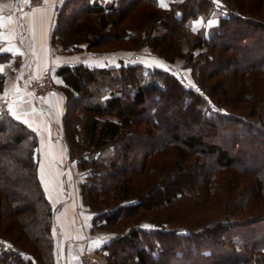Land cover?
<instances>
[{"label":"trees","instance_id":"16d2710c","mask_svg":"<svg viewBox=\"0 0 264 264\" xmlns=\"http://www.w3.org/2000/svg\"><path fill=\"white\" fill-rule=\"evenodd\" d=\"M216 1L64 0L57 11L52 44L129 50L143 30L172 67L146 77L141 64L56 69L63 139L86 173L79 193L91 226H118L97 249L105 264H264V0ZM216 9L218 23L183 51L177 31L205 26ZM184 61L190 85L177 68ZM37 146L0 103V264H55ZM143 218L159 223L145 229Z\"/></svg>","mask_w":264,"mask_h":264},{"label":"crops","instance_id":"0c3cea01","mask_svg":"<svg viewBox=\"0 0 264 264\" xmlns=\"http://www.w3.org/2000/svg\"><path fill=\"white\" fill-rule=\"evenodd\" d=\"M63 1L45 0L44 4L30 6L28 0H0V53L7 55V59L0 62L4 75L0 103L9 114L15 111L20 116L19 121H27L26 125L37 134L38 177L53 208L55 264H78L80 253L97 252L110 235L98 228V224V227L91 226L92 213L83 205L79 193L84 172L77 169L76 161L68 155L63 139L64 92L61 89L36 99L29 93L27 84L50 71L63 88L65 84L56 69L80 63L90 68L141 64L166 70L170 65L151 53L146 45L129 50L92 51L81 41L77 46L72 44L74 47L69 51L58 43L52 44L50 35L57 14L53 4L61 5ZM96 1L107 5L112 0ZM170 1L158 0V3L165 9ZM220 15L215 10L205 26L198 23L196 27V22L187 30L193 35L199 28L205 32L208 21H217Z\"/></svg>","mask_w":264,"mask_h":264},{"label":"rangeland","instance_id":"374dc122","mask_svg":"<svg viewBox=\"0 0 264 264\" xmlns=\"http://www.w3.org/2000/svg\"><path fill=\"white\" fill-rule=\"evenodd\" d=\"M216 4L218 5V6H220L221 5V3L217 0L216 1ZM216 10H218V9H216ZM215 11V10H214ZM219 11V10H218ZM195 26L196 27H198V23H196L195 24ZM194 28V27H193ZM155 31H158V32H161L162 30L160 29H157L156 28V30ZM201 33L203 34L204 33V29L203 28H199L198 29V31H195L194 32V34H196V35H193L191 32H189L188 30H187V28L186 27H182V28H180V30H178L177 31V38L179 39V41H180V48L181 49H183V51H186L187 49H189V46H191L192 44H194V42L198 39V38H200L199 36L201 35ZM139 35H140V39H141V41L137 44V47H139V46H143V45H146V42H145V39H143L144 38V32H143V30H141V32L139 33ZM76 42H78V41H76ZM70 43V44H68V46H66L67 47V49H69V51H70V47H74V45H72V44H76V46L78 45V44H80V43ZM82 42H85V41H82ZM126 45H128V43H125ZM76 46H75V48H76ZM147 46V45H146ZM65 48V47H64ZM131 49V48H130ZM76 50V49H75ZM78 51V50H77ZM197 51V48L195 49V52ZM186 59V56H185V58H179V59H177V60H179L178 62H181L182 60H185ZM177 64H180V63H177ZM182 64V65H181ZM180 65H177V68H178V66H179V68L180 69H182V67H183V69H185V71H184V73L186 74L185 75V78L186 79H188V78H190V80H183L184 82H185V85H190L191 84V78H192V76H191V72H190V67H188L187 65H186V62L184 61L183 63H181ZM180 66H182V67H180ZM144 67V70H142L141 72L143 73V76H147V74L150 72V70H152L153 68H161L162 69V67H156V66H152V67H145V66H143ZM174 67V70L176 69V67H175V65L173 66ZM169 69H171L170 67H169ZM183 69H182V71H183ZM209 85V84H208ZM62 89V91H63V88H61V87H59L58 88V91L59 90H61ZM49 94V93H48ZM46 95V94H45ZM44 96V95H43ZM212 108V107H211ZM213 109V108H212ZM220 110H223V109H221L220 108ZM106 117H113V118H116V116L115 115H103V116H101V118H106ZM180 127H181V129H180V131H179V135L180 136H182L184 133H186L185 132V129H184V127H183V125L181 126L180 125ZM209 139V138H208ZM205 140L207 141V139L205 138ZM85 151V150H84ZM99 154H100V159H104V160H108V159H110L112 156H113V150L110 152L108 149H104V150H102L101 152L99 151ZM192 156V155H191ZM162 157V155H160V157H158L157 158V160H159L160 161V158ZM86 173H85V171H84V175H85ZM80 181H83V179L82 180H80ZM159 222L158 221H150V219H148V218H143L141 221H140V223H139V225H141V227H143V228H145V229H153L154 228V224H158ZM145 226H148V227H145ZM158 226V225H157ZM95 227H98V226H95ZM98 228H102L104 231H105V233H108L109 235H112L113 234V232L116 230V229H118V226H116V225H113L112 227H110V229H105V228H103L102 226H99ZM156 228V227H155ZM113 231V232H112ZM81 254V253H80ZM79 254V255H80ZM93 255H95V256H97L98 258H100L101 259V261H102V264H105V262H106V258H105V254L102 252V253H98V252H93L92 253ZM80 257V256H79ZM78 257V258H79ZM78 264H79V259H78Z\"/></svg>","mask_w":264,"mask_h":264},{"label":"built area","instance_id":"2783aa9c","mask_svg":"<svg viewBox=\"0 0 264 264\" xmlns=\"http://www.w3.org/2000/svg\"><path fill=\"white\" fill-rule=\"evenodd\" d=\"M44 3L45 0H28V4L30 6H36ZM53 8L54 11L57 12L60 8V4L55 2L53 4ZM27 85L29 93L36 99L45 94L58 91L59 87V84L55 80L53 72L51 73L50 71L45 72L38 78L31 79ZM79 264H102V261L100 258L86 250L80 254Z\"/></svg>","mask_w":264,"mask_h":264},{"label":"snow or ice","instance_id":"6c2138e0","mask_svg":"<svg viewBox=\"0 0 264 264\" xmlns=\"http://www.w3.org/2000/svg\"><path fill=\"white\" fill-rule=\"evenodd\" d=\"M26 2H27V0H26ZM226 14V13H225ZM218 22V20L217 21H212V20H209L208 21V25L209 26H212L214 23H217ZM196 22H194V24H195ZM201 23H202V21H201ZM194 31L196 30L195 29V27H194V29H193ZM11 115H12V117L15 119V120H17V121H19L20 120V116L19 115H17L16 114V112L15 111H11ZM23 123H27V121H24ZM43 166H41V168H42ZM145 227H148V226H145Z\"/></svg>","mask_w":264,"mask_h":264}]
</instances>
